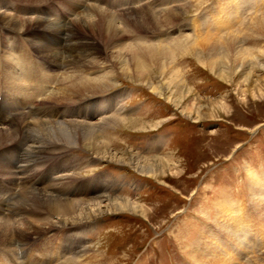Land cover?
Masks as SVG:
<instances>
[{
  "label": "rangeland",
  "instance_id": "rangeland-1",
  "mask_svg": "<svg viewBox=\"0 0 264 264\" xmlns=\"http://www.w3.org/2000/svg\"><path fill=\"white\" fill-rule=\"evenodd\" d=\"M38 1L0 0V8L3 7L0 10L3 11L2 13L20 20H36L33 23L27 21L25 29H29V31L25 33L11 30L7 33L8 30L1 25L0 21V33L3 34H0V40H2V42L0 41V51L8 53V58L5 61L11 62L10 65L14 64L17 54L19 62L26 59L34 66L43 68L42 65L32 62L28 53L33 55V52L30 48L23 47V39L30 40L29 44L35 45L41 57L44 52L40 46L60 51L65 58L69 50L68 46L64 45L61 48L57 40L48 44L41 36L44 33H30V31L47 30L49 23L62 24L65 22L62 19L68 18L65 23L67 26H73V35L75 36V39L69 37L68 45L73 44L74 41L90 43L91 52H97V55L93 54L91 59L94 57L97 62L100 61L101 64L98 67L105 65V68L102 69V67L90 68L82 64L78 68L82 70L79 72L83 75L88 73L90 77L98 76L105 74L109 69L117 68L119 70L122 65L123 68H129L131 71L137 67L129 53L113 52V54L112 51L115 49L103 44L100 36L97 34L95 36L86 28H82L81 25L71 22L76 18L75 16L80 18V15L76 14L80 10L75 9L79 0H75V4L72 3L73 0ZM213 1L207 0L197 12L192 7L191 13L184 20L159 32L158 28L155 29L157 25L151 21L146 25L147 27L130 21L129 26L134 31L150 33L131 34L128 31L125 43L149 42L156 45L164 40L161 45L164 43H167L164 44L167 46L172 45L187 35L194 34L192 23L196 19L205 16L209 18L208 14H212L215 8L216 0L214 4H212ZM70 3L71 9H73L72 13L76 14L73 17L71 14L65 16L68 14L67 9ZM147 3L149 0H143L141 3L135 4L139 6L133 5L134 8L132 5H127L120 9L115 7L114 10L100 5L93 6L108 9L115 14H122L123 17L128 14H130L129 16L135 15L133 10L140 11L143 7H147ZM195 4L193 3L192 6ZM85 6L87 7V5ZM35 8L36 12L31 13ZM54 18L60 20L52 21ZM201 28L205 29L203 26ZM119 31L126 32L124 29ZM21 34L27 37L23 38ZM52 34L58 35L59 33ZM47 39L52 42L53 36H47ZM263 41V39L250 38L245 45L263 48ZM6 57L7 55L0 52V60ZM46 60L48 64L45 67L50 69V73H46L50 77H54L55 74L62 75L69 68L64 67L63 62L55 63L54 58L46 57ZM84 62H88V60ZM62 64L63 71L60 73L59 69ZM262 65L264 66V62ZM158 66L160 69L153 67L149 71L146 85L138 84L143 80L132 81L131 78L128 79L119 74L114 80L118 87L100 95H94L91 100L84 103L81 102V110L79 108L73 110L75 106L69 107L67 104L58 106L57 112L68 113L73 118L72 120L96 123L97 126H100L101 120L110 119L108 125L103 127L105 128L104 136L115 154L120 155L127 151L145 159L164 158L169 155L167 161L176 164L180 169L179 172H182L181 175L174 178H171L173 176L170 175V179L165 183L162 180L149 178L131 166L96 160L90 152L77 148L70 151L64 150L59 158L57 156L37 160L38 162H34L28 169H24V173H21L26 178L14 180L16 182L14 184L19 186L33 187L32 183L37 182L41 188H44L53 179L49 174L46 178L43 175V178H38L41 171H51V168L47 166H53L66 160L65 165L60 163L63 165V169L61 166L62 175L69 173L72 175L69 177L71 179L68 178L64 183V188L60 189L64 197L79 201L85 196L93 197L96 193L105 191L112 198H125L146 205L151 209L149 217L146 219L140 215L135 216L127 213L107 214L94 221L73 227L58 223L57 227L53 226L45 231L36 224L34 229L29 230L26 226L28 220H26L20 223L22 226L17 225L18 236H16L17 233L14 236V242L17 244L10 246V244L0 243V264H16L18 246L20 252H24V255H21L23 258L19 259V262L27 261V264H29L28 262L51 264L49 263L51 261H56L54 264H64L70 258L78 255L81 250L86 249L88 251L85 256L89 254L96 256L93 264H203L200 261H204V259L197 261L194 258V255H201L202 252H205L202 255H209V259L215 255L217 258L215 257L214 260L219 259V263L216 264H249L253 260L264 258V244L260 236L261 233H264V224L261 225L257 218L260 209L254 207L257 205L253 203L251 190H249L255 178L258 177L262 183L264 182V93H257L256 97H252L249 93H243L247 85L242 73L230 75L229 69L225 65H220L217 69L224 70L223 79L219 72L216 73L210 68L204 67L192 55L178 54L173 63L168 65L169 67ZM100 71L102 73H99ZM90 72L91 74H89ZM177 72L180 75L175 76ZM252 74L264 88V73L260 69H255ZM11 80L16 82L15 77H12ZM154 88L155 91H153ZM56 90L57 87L54 93ZM155 93H165V95L160 97ZM195 97L219 102L221 108L218 106V108H214L215 104H212L214 106H211V110L208 111L207 103L203 100L200 104L205 106L204 113H202L205 120L196 122L197 113L194 112L190 117L182 114L184 108H189L190 112L189 106ZM172 100L178 104H173ZM54 103L56 102L49 100L45 104L50 108L56 106ZM76 105L77 108L79 104ZM95 107L98 110H93ZM101 108L108 109L106 114L100 111ZM72 110L77 112L71 113ZM44 112L50 114L52 112L51 115L54 113L52 110ZM52 119L49 122H52ZM117 119L127 121L126 123H140L147 127L144 131H135ZM160 122L161 124L156 126ZM5 125L0 128L19 129L22 127V120L17 119ZM82 128L84 132L88 133L87 126L83 125ZM19 132H21L20 129ZM22 134H24L23 131L15 133V136L19 135L20 137ZM28 137L29 133L27 132L26 140ZM5 141H8V138L0 139L1 144ZM15 145L16 141L1 148L0 152ZM42 156L46 155L42 154ZM247 169L250 170V173ZM44 175L46 176V174ZM2 176L0 168V177ZM87 183L91 186L90 189L85 186ZM8 184L10 186L9 182ZM79 184L80 188L82 186L80 192L76 188ZM101 185L102 188H100ZM12 187L15 188V185ZM17 190L20 189L17 188ZM3 194L0 193V198L4 200ZM252 204H254V208ZM4 206L7 204L5 203ZM226 207L231 212L242 208L238 215L244 217L247 222V228L242 232L244 233L245 230L247 232L243 243L246 247L227 233V228L233 227L238 215L232 214L230 219V216L227 215L228 212L224 211ZM251 209H254L257 215L254 212L250 213ZM3 214L6 219L11 217L13 222L23 219L22 213H17L15 209L1 210L0 215ZM39 214L43 213L32 211L29 214L30 219ZM54 217L51 218L52 221H56V217ZM60 248L64 251L62 252ZM51 250L56 255L53 253L43 255ZM227 255L230 257L228 258ZM44 259L49 262L46 263ZM205 261L210 263L209 260Z\"/></svg>",
  "mask_w": 264,
  "mask_h": 264
},
{
  "label": "bare ground",
  "instance_id": "bare-ground-1",
  "mask_svg": "<svg viewBox=\"0 0 264 264\" xmlns=\"http://www.w3.org/2000/svg\"><path fill=\"white\" fill-rule=\"evenodd\" d=\"M41 1L39 0L38 2ZM142 1L143 0H79L77 7L74 6L75 9L80 10L76 12L77 15H80V18L72 13L73 9H71V3L67 9L68 14L65 15L70 16L71 14V17L75 16L76 18L72 21L71 19L69 20L75 24L81 25L84 29L86 28L92 32L93 35L96 36L97 34L100 36V40L103 41V44H106L109 48L115 49L112 53H129L131 59L137 66L133 71L129 68H123L122 65L119 70L115 67V70L109 69L105 74H99L94 77L88 76V73L83 75V73L79 72L82 71L81 69L79 70L82 64L86 67L94 68L98 67L101 63L100 61L97 62L94 57L91 59V56L93 54L97 55V52H91L92 48L90 43L76 42L73 40L74 43L68 45L69 37L75 39V36L73 35V26H67L65 23L68 18L62 19V21H65L62 22V24L57 22L49 23V25H47V30L42 29L41 31H30V33H44L41 36H43L44 41L48 44L57 40L61 45V48L64 45L65 47L68 46L69 50L67 53L64 51L66 53L65 58L60 51L57 52L54 49H45L40 46L44 52L41 57L38 54L35 45H30V40L23 39L27 37L23 34H21L23 37L22 43H24L23 47L31 49L33 55L32 53H27L32 58V62L42 65L43 68L34 66L26 59L19 62L17 54L14 58V64L12 63L10 65L11 62L5 61L8 58V53L6 54V52H3L2 50L0 51L2 54H5V56L7 55L6 58L0 60V126L5 127V124L19 119L22 120V127L19 129L24 133L19 137V135L15 136V133H21L18 128H0V139H4V137L8 138V141L3 142L2 144L0 143V149L16 141L14 147H10L6 151L0 152V168L3 174V176L0 177V193H4L2 195L4 200L0 198V212L1 210L11 211L12 209H15L17 213H22L21 215L23 217L19 222H13L10 219L11 217L6 219L4 214L0 215V243L5 245L10 244V246L12 244L15 245L16 242H14V236L16 233V236H18L17 225L26 220H28L26 226H28L27 228L29 230L34 229L36 224L40 229L45 231L53 226L57 227L58 223H64L67 227H73L78 224L94 221L107 214L127 213L135 216L140 215L146 219L149 217L151 209L146 205L125 198H112L109 194H106L105 191L96 193L93 197L85 196L79 201L64 197V194L61 193L60 189H62L61 187H63L64 183H66L67 179L72 174L69 173L62 175L63 170L61 171V166L63 169V165H60L61 162L53 166H47L51 168V171H41L40 175H38V178H43L42 175L46 178L47 174H49L53 179L46 184L44 188H41L40 184L37 182L32 183L33 187L14 184L16 183L14 180L16 179L20 180L26 178L25 176H22L21 173H24V169H28L34 162H38L37 160L39 159L45 160L49 159V157L57 156L59 158L64 150L70 151L82 148L90 152L95 158L92 157L96 160H105L128 165L149 178L151 177L154 180H162L165 183L171 176H173L171 178H174L182 174V172H179L180 169L176 164L174 165L167 161L169 155H166L164 158L145 159L127 151V153L123 152L120 153V155L115 154L113 150H111L110 143L104 136L105 128L103 127L108 125L110 119L101 120L100 126H97L96 123L75 121L72 120L73 118L69 116L68 113L60 114V112H57V110H59L58 106L69 104V107L75 106L73 110L80 109L81 102L84 103L87 100H91L94 95H100L103 92L110 91L111 89L113 90L114 87H118L114 80L119 74H122L128 79L131 78L130 80L132 81L143 80V82L138 84L146 85V77L153 67L160 69L158 65H161L164 68H167L168 65L170 66L173 63L178 54L182 56L192 55L204 67L206 66L216 73L219 72L220 77H223V79L224 70H218L217 68H219L220 65H225L226 68L229 69L230 75L243 74L244 82L247 85V88L243 93H249L252 97H256L257 93H264V88L259 84L260 82L254 79L255 76L252 74L255 69H260L264 73V66L262 65V62H264V47L256 48L247 47L245 45L250 38L264 40V0H214L215 8L213 7L212 14H208L209 18L208 16H205L204 18L196 19L192 23L194 34H189L184 39L177 41L172 45H169L168 43L169 46L164 45L167 43L161 45L164 40H161V43L156 45L150 44L149 42L138 44L125 43L128 31L131 32V34L150 33L134 31V29L129 26L130 21H134L142 26L148 25L151 21L157 25L155 29L158 28L157 30L159 32L184 20L191 13L192 7H194V11L197 12L207 0H149V3H147L148 5H146L147 7H143L140 11L133 10V14L135 15L129 16L130 14H128V17H122V14H115L108 9L93 6L100 5L114 10L115 7L120 9L127 5H132L133 7V5L141 3ZM214 1L212 4H214ZM72 3L75 4V0H73ZM193 3L196 4L192 6ZM85 5H87V7ZM2 9L3 7L0 8V10ZM36 10V8L33 9L31 13L36 12ZM2 12L0 11V21L2 23L1 25L5 26V29L8 30L7 33H9L10 30L25 33L29 31V29H25V27H27V21H30V23L36 22L34 19H16L11 15ZM62 16L64 18V15ZM54 20L59 21L60 19L54 18L52 21ZM202 26L205 28L204 30H202ZM120 29H124L126 32L121 33L119 31ZM52 33L59 34L53 35ZM47 36H53V41L49 42ZM0 41L2 42V40ZM111 45L113 46L111 47ZM37 47L39 46L37 45ZM45 56L47 58H54L55 63L60 64L63 62L64 67H69L66 71H69L70 68L71 71H65L62 75L55 74L54 77H50L48 75L50 69L45 67V65L48 64ZM86 60H88V62H84ZM63 64L59 69L60 73L63 71ZM225 66H223V68H225ZM100 67L103 69L105 68V65ZM99 73L102 72L100 71ZM89 74H91V72ZM178 75H180L179 72L175 73V76ZM12 77H15L16 82L11 80ZM254 82L255 84H253ZM56 87L57 90L54 93ZM153 91H155V88ZM155 94L160 95V97H164L165 95V93ZM49 100L56 102L54 103L56 106L50 108L46 107L47 105L45 103ZM203 100L205 99L195 97L190 103V112L188 111L189 108H184L182 114L190 117L195 112L197 113V118H195L196 122L205 120L203 119L202 114L204 113L203 108H205V106L200 104ZM172 102L175 105L178 104V102L174 103L173 100ZM205 102L207 103L206 109L208 111L211 110V106H214L212 104H215L214 108L217 106L221 108L219 102L211 101L209 99H206ZM76 104H79L77 108ZM95 106L99 107L98 105ZM45 110H52L54 113L51 115L52 112L51 114L48 112L46 113L44 112ZM73 110L71 113L77 112ZM93 110H98V108L95 107ZM100 111L106 114L108 109L101 108ZM64 116L68 118L65 119L66 117L64 118ZM51 119L52 122H49ZM117 120L132 127L135 131H144L147 127L140 123H126L127 121L120 119ZM160 124L161 122L156 124V126H159ZM83 125L87 126L88 133L84 132V129L82 128ZM27 132L29 133V137L26 140ZM42 154L46 156H42ZM62 163L65 165L67 162L64 160ZM248 171L250 173V170ZM44 174H46V176ZM260 180L261 179L258 177L255 178V180L252 181L249 190H251L253 203L257 205L254 207L260 209L257 218L262 225L264 224V182L262 183ZM8 182L10 183V186ZM14 185L15 188L12 187ZM85 186L88 187V189L91 188L88 183L85 184ZM17 188L20 190L18 191ZM76 188L80 192L82 186L80 188L79 184ZM100 188H102V185ZM5 203L7 206H4ZM254 204H252V207ZM227 208L228 207H226L224 211L228 212L227 215L230 216V219L232 214L238 215L240 214V210H242V208H239L237 209L239 212H231ZM32 211H38L43 214L31 217V220L29 214ZM224 211L222 210V213ZM253 212L255 213V210L251 209L250 213ZM255 214L257 215V213ZM54 216L56 217V221L51 220ZM246 223L245 218L238 215L236 221L233 223V227L227 228V233L232 237L234 236L242 245L247 235L246 230L242 233L244 229L247 228ZM260 236L264 244V233H261ZM250 243H252V241H250ZM243 246L246 247L245 244ZM17 250L18 257L16 264H18L19 259L23 258L21 255H24V252H20L19 246L17 247ZM60 250L62 252L64 251L61 248ZM87 251V249L84 251L81 250L78 255L70 258L64 264H93L96 256H90V254L85 256L87 255ZM48 253L56 255L53 250L48 251L43 255H48ZM202 253L205 254V252ZM202 253L201 255H194V258H196L197 261L204 259V261H200L203 264H207L208 261L205 260H209L211 264L219 263V259L214 260L216 257L215 255L212 256V259H209V255H202ZM194 254H196L195 251ZM44 261L46 263L49 262L47 259H44ZM26 262L21 260L19 264H27ZM55 262L56 261H51L49 263L54 264ZM28 263L32 264L30 262ZM210 263L208 262V264ZM249 264H264V258L262 260H253L249 262Z\"/></svg>",
  "mask_w": 264,
  "mask_h": 264
}]
</instances>
